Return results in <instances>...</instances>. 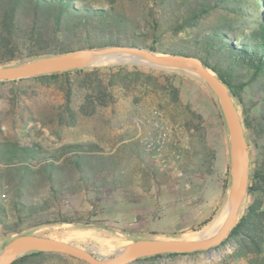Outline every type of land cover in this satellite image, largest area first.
I'll return each mask as SVG.
<instances>
[{
  "label": "rangeland",
  "instance_id": "rangeland-1",
  "mask_svg": "<svg viewBox=\"0 0 264 264\" xmlns=\"http://www.w3.org/2000/svg\"><path fill=\"white\" fill-rule=\"evenodd\" d=\"M89 1L105 6L111 4L115 10L132 19L142 31H146L154 12L149 0ZM249 1L258 3L264 11V0ZM248 7L256 10L255 6ZM184 36L185 33L181 32L177 37ZM147 39L150 42V38ZM160 39L164 43L177 38H173L171 33H162ZM34 59L0 65V68ZM126 60L100 64L104 66L101 77L119 70L116 65H121L124 66L122 73L130 72L133 78L128 88L114 87L115 100L106 106H92L87 102L84 89L77 85L78 75L75 73L69 74L74 82L68 99L58 88V83L46 86L27 80L20 83L26 91L24 94L14 91L19 83L0 85V142L37 143L44 150L58 153L62 163L61 145L93 143L99 147V153L113 164L110 166L112 174L109 171L103 175L107 179L106 187L96 190L74 184L72 193L64 190L57 202L48 194L43 179L37 176L34 198L37 201L49 199L48 208L13 230L3 229L0 225V251L18 235L37 234L73 243L100 258H108L141 239H187L202 231L222 213L230 194L231 142L215 96L198 76L186 69L156 67ZM88 67L91 66L83 68ZM134 72L139 73L135 80ZM174 90L177 93L175 98ZM233 100L243 124L245 104L235 97ZM154 118H159L164 127L171 129L179 141L180 157L168 161L165 166L145 153L140 142ZM243 129L249 148L250 174L258 163L264 143L260 138L254 142L253 136L247 133L249 130L244 126ZM2 171L6 183L3 199L7 218L9 223H13L16 220L12 206L15 180L6 166L2 167ZM211 174L220 177L223 206L213 220L188 222L171 229L163 227L162 223L166 221L162 212L166 205L165 196L173 191L200 190L204 179L208 180ZM189 195L193 194L189 192ZM247 203L246 194L239 217ZM145 209L153 212L145 214ZM61 216L75 221L82 218L84 222H54ZM39 221L49 223L38 224ZM220 244L209 251L200 250L175 257L163 255L133 260L128 264H251L244 258H229L227 255L232 246L229 242L223 246ZM44 262L82 264L83 261L69 256L64 260L48 256Z\"/></svg>",
  "mask_w": 264,
  "mask_h": 264
},
{
  "label": "trees",
  "instance_id": "trees-1",
  "mask_svg": "<svg viewBox=\"0 0 264 264\" xmlns=\"http://www.w3.org/2000/svg\"><path fill=\"white\" fill-rule=\"evenodd\" d=\"M149 1L154 12L146 31H142L111 4L105 6L89 0H0V65L74 49L114 45L195 56L215 72L233 97L245 104L242 125L249 130L247 133L253 136L254 142L260 138L264 143V11L258 3L249 0ZM248 6H255L256 10ZM181 32L185 36L178 38ZM162 33H171L177 39L163 43L160 39ZM116 66L119 70L107 73L105 78L101 77L104 66L98 65L3 80L0 85L20 84L27 80L46 86L58 83V88L68 99L74 82L69 74L75 73L78 75L77 85L84 89L87 102L92 106H106L115 100L114 87L128 88L133 80L130 72L122 73L124 66ZM134 74L135 80L139 73ZM14 91L16 94L26 92L22 84L16 85ZM175 92L173 98L177 95ZM98 150L93 143H66L59 151L64 156L62 163L58 153L44 150L37 143L0 142V225L3 229L13 230L48 208L49 199L37 201L34 198L37 176L43 179L54 202L61 198L64 190L72 193L74 184L96 190L106 187L107 179L103 175L109 171L112 174L110 166L113 164ZM259 154L258 163L249 174L248 203L220 244L223 246L229 242L232 246L227 255L229 258H244L251 264H264V149ZM3 166L15 180L12 206L16 220L13 223L8 222L3 199L6 186ZM54 222L84 220L61 216ZM43 223L49 221H39L38 224ZM194 252L162 253L135 260ZM48 256L64 260L67 255L31 250L10 264H46L44 261Z\"/></svg>",
  "mask_w": 264,
  "mask_h": 264
},
{
  "label": "water",
  "instance_id": "water-1",
  "mask_svg": "<svg viewBox=\"0 0 264 264\" xmlns=\"http://www.w3.org/2000/svg\"><path fill=\"white\" fill-rule=\"evenodd\" d=\"M124 57L128 58L126 61L134 63L186 69L198 76L215 96L227 125L231 142V185L230 194L226 200L227 211L222 228L213 237L199 240L184 238L137 240L117 250L113 256L108 258H100L86 248L63 240L37 234H21L10 240L0 251V264H10L31 250L60 253L80 259L86 264H128L137 258L162 253L209 251L211 247L219 245L236 224L243 195L247 194L250 163L248 143L237 107L227 85L198 57L154 52L149 48L138 46L114 45L82 48L50 54L16 66L1 67L0 81L30 78L40 74L86 66H98L112 61L120 63L124 62L120 60ZM111 58L113 60H106Z\"/></svg>",
  "mask_w": 264,
  "mask_h": 264
},
{
  "label": "crops",
  "instance_id": "crops-1",
  "mask_svg": "<svg viewBox=\"0 0 264 264\" xmlns=\"http://www.w3.org/2000/svg\"><path fill=\"white\" fill-rule=\"evenodd\" d=\"M219 178L216 174H211L208 180L204 179L200 190L173 191L166 195V205L162 211L163 219H166L162 223L163 227L171 229L188 222L201 223L209 218L213 220L223 208ZM189 192L193 195L190 196ZM149 212L151 213L153 210L145 209V214Z\"/></svg>",
  "mask_w": 264,
  "mask_h": 264
},
{
  "label": "built area",
  "instance_id": "built-area-1",
  "mask_svg": "<svg viewBox=\"0 0 264 264\" xmlns=\"http://www.w3.org/2000/svg\"><path fill=\"white\" fill-rule=\"evenodd\" d=\"M140 142L144 152L160 165L165 166L168 161L180 157L176 135L171 129L164 127L159 118H154Z\"/></svg>",
  "mask_w": 264,
  "mask_h": 264
},
{
  "label": "bare ground",
  "instance_id": "bare-ground-1",
  "mask_svg": "<svg viewBox=\"0 0 264 264\" xmlns=\"http://www.w3.org/2000/svg\"><path fill=\"white\" fill-rule=\"evenodd\" d=\"M124 58H127V57H124ZM124 58H120V60H122ZM106 60H110V59H106ZM111 60H113V58ZM249 168H250V166H249ZM244 196L245 195H243V198H244ZM243 198H242V202H243ZM242 202H241V206H242ZM226 211H227V208H226V205H225V208L223 209L222 213L214 221H212L202 231H200L198 233H195L194 235H192L191 237H189L187 239L188 240H199V239L210 238V237H213L214 235H216L219 232V230L222 228L223 224H224ZM240 211H241V207H240V210H239L238 214L240 213Z\"/></svg>",
  "mask_w": 264,
  "mask_h": 264
}]
</instances>
